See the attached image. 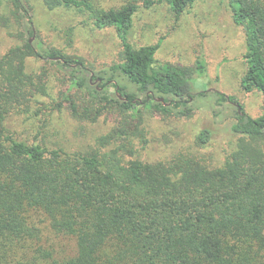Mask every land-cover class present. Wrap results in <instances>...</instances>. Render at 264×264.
<instances>
[{
    "label": "trees",
    "instance_id": "16d2710c",
    "mask_svg": "<svg viewBox=\"0 0 264 264\" xmlns=\"http://www.w3.org/2000/svg\"><path fill=\"white\" fill-rule=\"evenodd\" d=\"M43 1L48 10L87 15L93 29L113 28L123 56L96 73L80 59L57 49L40 53L29 42L0 57V264H264V102L262 114L252 118L234 97L214 92L236 106L231 131L238 140L213 167L193 154L150 164L125 159L126 146L106 151L118 136L130 141L126 131L103 137L90 152L70 153L20 140L6 123L43 92L24 71L30 56L67 70L75 87L91 89L89 105L71 107L80 121L98 119L96 103L127 114L152 101L164 114L190 116V75L156 62L161 39L135 48L129 35L140 6L165 3L178 19L202 0H125L110 10L90 0ZM221 1L245 35L241 89L264 97V0ZM10 2L27 16L23 0ZM196 73L206 75L203 61ZM108 87L114 93L100 90ZM209 141L207 130L196 138L199 147Z\"/></svg>",
    "mask_w": 264,
    "mask_h": 264
},
{
    "label": "rangeland",
    "instance_id": "374dc122",
    "mask_svg": "<svg viewBox=\"0 0 264 264\" xmlns=\"http://www.w3.org/2000/svg\"><path fill=\"white\" fill-rule=\"evenodd\" d=\"M10 1L2 0L0 7V57L29 42L37 52L57 49L80 59L93 73L121 62L123 48L113 28L93 29L87 15L61 8L48 10L43 0H23L26 16L24 11L17 12ZM90 1L103 10L126 4L125 0ZM160 39L156 62L183 69L192 79L195 99L191 101L190 116L164 114L152 101L127 114L96 103L93 108L100 111L98 119L80 121L71 114V107L89 105L91 89L75 87L67 70L49 60L30 56L25 59L24 71L40 82L43 92L34 94L26 112L12 113L7 118V127L20 140L29 143L37 140L70 153L90 152L100 146L103 137L126 131L130 141L118 136L104 147L106 151L126 146L125 159L150 164L193 154L206 166L220 165L238 140L231 131L236 106L220 102L214 92L234 97L252 118L260 116L263 110V95L257 91L244 93L240 85L246 71L244 31L234 24L230 9L221 0L199 1L178 19L165 3L149 9L140 6L133 19L130 43L139 48L154 45ZM198 61L206 65L205 76L196 73ZM98 83L94 79L91 87ZM100 90L114 93L111 87ZM198 92H205V96L198 97ZM138 130L142 136H136ZM203 130L209 132L210 141L199 147L196 138ZM66 245L73 249L70 243Z\"/></svg>",
    "mask_w": 264,
    "mask_h": 264
},
{
    "label": "water",
    "instance_id": "95a60500",
    "mask_svg": "<svg viewBox=\"0 0 264 264\" xmlns=\"http://www.w3.org/2000/svg\"><path fill=\"white\" fill-rule=\"evenodd\" d=\"M159 101L161 102V101H162V99H159Z\"/></svg>",
    "mask_w": 264,
    "mask_h": 264
}]
</instances>
